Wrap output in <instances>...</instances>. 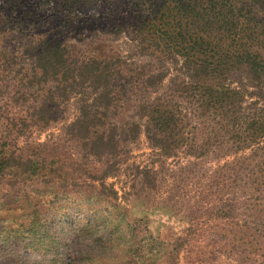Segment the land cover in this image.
I'll list each match as a JSON object with an SVG mask.
<instances>
[{"label":"trees","instance_id":"obj_1","mask_svg":"<svg viewBox=\"0 0 264 264\" xmlns=\"http://www.w3.org/2000/svg\"><path fill=\"white\" fill-rule=\"evenodd\" d=\"M0 31L27 37L21 52L0 50L1 93L26 107L5 122L0 177L54 185L24 186L19 205L0 213V264H179L178 247L140 240L105 185L142 135L165 158L233 157L223 170L252 192L246 207L260 221L243 226L264 252V0H0ZM122 36L126 54L113 46ZM69 103L66 141L81 154L26 157L11 132L49 129ZM64 199L83 206L59 242ZM235 207L215 215L226 220Z\"/></svg>","mask_w":264,"mask_h":264},{"label":"rangeland","instance_id":"obj_2","mask_svg":"<svg viewBox=\"0 0 264 264\" xmlns=\"http://www.w3.org/2000/svg\"><path fill=\"white\" fill-rule=\"evenodd\" d=\"M14 34L17 33L0 31V50L5 46L4 43L8 45L6 48L10 52H21L25 48L27 37L23 33L18 36ZM113 46L126 54L129 40L125 36L116 38ZM11 54L8 53V56ZM20 57L26 58L22 55ZM20 57L16 61L17 65H14L15 70L23 64ZM2 71L1 76L6 74L8 77L5 79L11 78L7 68L3 67ZM172 72V78H175L177 72ZM4 87L5 85L0 86V137L7 132V118H20L25 115L26 109L25 106L8 103L7 93H1L2 90L4 92ZM61 110L59 122L45 131L34 129L29 132L22 130V134L11 132L10 136L18 147H28L26 157L38 158V154H46L49 158L58 154L70 157L81 154V149L76 144L66 141L64 130L75 118V107L73 103H69ZM2 142L3 140L0 144ZM43 144L49 146L42 148L40 145ZM128 149L127 160L114 175L107 177L105 185L117 194V208L114 211L125 222L139 229L140 240L144 244L151 245L155 240L163 245L173 244L179 248V264H260L263 261L261 255L264 252L255 253L253 247V236L260 237L254 233L252 235V231L243 226L244 221L252 224V227L260 221L259 211L253 213L255 215L252 217L246 207L249 206L247 194L252 192L243 183L236 185L233 182V172L226 173L223 170L226 163L233 161V157L208 155L195 158L182 150L174 158H165L159 150L149 145L144 135L136 143L129 145ZM104 162L105 160L96 164L97 168H103ZM24 186H31L30 191L34 189L33 186H43L45 190L42 191L47 192L54 185H48L47 188L40 182L31 183L14 177V174L0 177V213L3 216V211L7 208L19 205L21 196L27 191L22 192ZM48 203L46 202V206ZM224 203L234 207L238 205L232 217L226 220L215 215L219 206ZM78 204L83 206L82 203L66 199L56 204L61 208L57 209L60 212L55 216L54 229L57 232L53 238L59 242L66 240L71 230L75 229L73 222L81 214L78 213L79 209H75ZM55 212L54 207L51 213L43 215L49 218ZM92 214L100 217L95 211ZM88 217L89 215H83L84 221ZM141 219L142 224H135ZM21 253L27 254L28 250H22Z\"/></svg>","mask_w":264,"mask_h":264}]
</instances>
